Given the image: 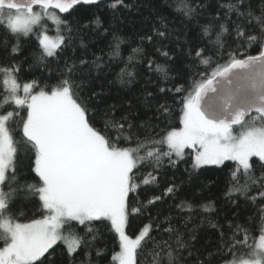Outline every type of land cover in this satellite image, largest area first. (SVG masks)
I'll return each instance as SVG.
<instances>
[{
	"label": "snow or ice",
	"instance_id": "obj_1",
	"mask_svg": "<svg viewBox=\"0 0 264 264\" xmlns=\"http://www.w3.org/2000/svg\"><path fill=\"white\" fill-rule=\"evenodd\" d=\"M104 3L0 0V264H53L58 244L66 245L70 260L83 248L88 264H93V249L97 258L104 254V249L95 248L101 239L98 223L107 224L115 234L120 250L111 260L116 264H137L138 255L141 264H190L193 256L194 264H264V227L258 240L249 244L248 230L238 221L220 223L214 203L186 199L176 203L175 183L163 195H145L141 200L147 187L159 186L154 173L165 161L173 168L190 161L191 173L234 162L225 193L232 205L236 206V193L253 203L264 200V51L259 56H230L191 92L177 84L157 86L155 96L146 91L140 102L145 109H155L161 123L170 109L157 96L186 93L180 100L182 128L157 132L159 125L151 117L134 122L137 113L131 103L120 115L116 104L98 107L106 93L102 86L92 88L101 74L112 71L111 61L123 59L121 45L128 41L118 25L124 21L122 13L139 12L145 6L142 0H110L107 21L99 11L72 19L52 11L69 13L77 5L99 9ZM220 7L227 11L212 15L207 0H183L181 23L185 28V21L200 25V19L207 17V24L200 25L202 35L217 53L227 35L235 37L237 55L241 47L264 48V0H229ZM157 19L159 27L153 24L150 33L140 37L142 43L169 40L178 31L169 28L163 14L157 13ZM46 20L57 26L56 37L47 35ZM29 36L38 40L39 54L29 52L17 59L23 52L22 38ZM105 39L110 49L107 60L91 48ZM157 51L168 61L173 59L168 51L160 47ZM193 51V66L201 60L205 65L217 63L211 56L203 59L204 49H190L188 55ZM142 52L132 49L134 54ZM29 57L32 62L25 68ZM139 62L133 55L127 57L119 70L121 83L134 82ZM146 67L165 81L173 79L166 64L149 59ZM37 70L41 75H35ZM25 73L31 78L26 80ZM86 88L88 94L82 95ZM16 129L22 133L20 140L14 139ZM29 173L35 182H29ZM254 189L256 195H250ZM165 197L173 200L168 211L155 208L154 215H148L152 223L136 238L128 235L126 229ZM18 200L27 202L40 218L20 222L24 212L17 209ZM260 212L264 214V209ZM76 226H82L83 234L75 231ZM204 227L216 231L213 247L195 249L194 241ZM239 247L247 251L237 254Z\"/></svg>",
	"mask_w": 264,
	"mask_h": 264
},
{
	"label": "trees",
	"instance_id": "obj_2",
	"mask_svg": "<svg viewBox=\"0 0 264 264\" xmlns=\"http://www.w3.org/2000/svg\"><path fill=\"white\" fill-rule=\"evenodd\" d=\"M110 0H106L104 4L100 5L97 9L93 5H77L74 9H71L69 13L59 15L62 18L72 19L73 15L76 17L90 16L93 12L99 11L102 17L107 21L110 19V10L106 7V3ZM209 4V13L215 15L217 13L223 15L227 8H221V4L229 3V0H207ZM145 5L139 12L122 13L124 17L123 23L118 25L120 30L119 34L123 36L128 42L121 45V56L123 59L111 61L112 71L108 75H103L94 80L92 88L99 90L103 87L105 96L99 101L98 107H106L109 104H116L119 106L117 115L129 111V104L134 106V111L137 113L133 117L135 123L146 121L149 117L152 118V122L158 124L157 132L162 129L172 130L182 127V108L180 103L182 95L186 93L176 94L169 93L166 97L157 96V99L167 104L170 109V113L167 116L165 122L161 123L156 119L155 109H145L141 104L142 95L146 91H150L153 95H157V86L172 87L173 84L183 85L189 92L202 81V77L206 76L211 78V73L217 65H224L229 62L230 56L236 58H245L246 56H258L262 51V47L259 44H253L247 48L241 47L239 55L236 53L237 44L235 37L227 35L224 37V47L217 53L215 49L211 48L210 40L208 37H203L202 29L200 25L207 24V17L200 19V25H197L194 21H185L187 27L181 23L184 20L183 15L179 9L182 7L183 0H142ZM157 13H161L168 18L169 28H175L178 31L174 36L162 42L154 43L149 41L140 40V37L146 33H150V30L155 24L159 27V20L157 19ZM233 18L235 16L233 15ZM105 26H107L105 24ZM3 30L0 29V34ZM176 37H179L177 39ZM110 39V37L108 38ZM108 39L100 40L96 44L91 45L92 51L97 55H104L105 60L108 58L110 49L108 48ZM214 40V37H212ZM156 38H154V41ZM23 52L17 57V59H24L28 56L29 52H36L39 54V42L34 36L22 38ZM157 47L161 48V51H168L173 57L171 61H168L166 57L162 56L160 51H157ZM204 49L207 55L203 59H207L208 56L216 61V64L205 65L202 60L198 66H193V57L189 56V50L194 48ZM133 48H142L141 54L132 53ZM101 50H103L101 52ZM133 55L137 61H140L137 65L138 76L132 83H121L119 78V70L125 67L127 57ZM151 59L154 63L166 64L170 68V77L173 79L165 81L159 73L148 71L146 64L147 60ZM32 62V58L29 57L25 62L24 67ZM199 73V74H198ZM35 75H41L37 70ZM31 74L25 73V79H30ZM151 80L153 83H148ZM89 90L86 88L82 95H87ZM96 103V101H93ZM12 110V109H9ZM24 115V112H21ZM254 116V115H253ZM14 139L20 140L22 133L19 129L13 132ZM258 158H253L256 161ZM228 167L218 166H205L197 173H191V164L189 162L181 161L175 168L171 167L167 161L164 162L163 167L158 170L154 175L157 176L158 187H147L145 192H141V200L145 195L156 196L163 195L164 190L172 183L179 186V191L175 194L178 203L180 200H187L195 204H206L209 202L214 203L216 213L215 216L223 224L225 220L238 221L244 228L248 230L249 244L255 242L258 236L262 234L261 229L264 225H261V220H264V214L260 212V209H264V200L257 198L253 203L245 199L243 195L236 193L237 203L234 207L230 200L226 197L225 193L230 187V169L234 167V162H226ZM187 169V170H186ZM147 171L145 170V175ZM29 182H35V177L29 173ZM250 195H256L254 189ZM173 200L169 197L164 198L163 203H158L154 207H150L149 213L140 217L132 223L130 229H126L128 235L132 238H136L140 231L144 227L148 226L152 221L148 219L149 214L154 215L155 208H161L165 212L168 211V205L172 204ZM16 207L19 211L24 212V216L21 217L20 222H29L33 218H40L37 213L33 215L31 206L27 202L21 200L17 201ZM234 213L237 214L234 216ZM199 219V216L197 217ZM178 223V221H177ZM75 224V222H74ZM195 224V221L192 222ZM192 224L189 226L191 227ZM100 229L101 239H98L95 243V248L104 249V254L97 258L95 256V250H92L91 260L93 264H116L111 260L112 255L119 251V246L115 234L112 233L107 224H97ZM75 231L83 234L82 226H76ZM216 238V231L214 229L204 227L199 233L197 240L194 241L195 249L212 248ZM212 242V243H208ZM247 249L239 247L236 249V253L246 252ZM145 259H150L145 257ZM196 257L190 258V264H194ZM89 257L85 254V250L81 248L74 256L72 260L67 255L66 245L58 244L56 246V256L53 264H88ZM137 264H141V258L137 256Z\"/></svg>",
	"mask_w": 264,
	"mask_h": 264
},
{
	"label": "rangeland",
	"instance_id": "obj_3",
	"mask_svg": "<svg viewBox=\"0 0 264 264\" xmlns=\"http://www.w3.org/2000/svg\"><path fill=\"white\" fill-rule=\"evenodd\" d=\"M37 10V9H34ZM53 11V10H52ZM57 15H60L58 12L55 11ZM46 27H47V35L50 37H56L57 36V26L51 21V20H46L45 21ZM183 126V125H182ZM238 127V126H237ZM237 127H234V131ZM182 128V127H181ZM254 158V157H253ZM208 166H214V165H208ZM258 240V239H257Z\"/></svg>",
	"mask_w": 264,
	"mask_h": 264
},
{
	"label": "water",
	"instance_id": "obj_4",
	"mask_svg": "<svg viewBox=\"0 0 264 264\" xmlns=\"http://www.w3.org/2000/svg\"><path fill=\"white\" fill-rule=\"evenodd\" d=\"M106 1V0H105ZM76 7V6H75ZM53 11H56V12H58L60 15H64V14H66V13H60L59 12V10H53ZM262 51H264V48L262 49ZM259 56V55H258ZM250 115H256L255 113H252V114H250ZM246 119H247V117H246ZM234 127H237V126H234Z\"/></svg>",
	"mask_w": 264,
	"mask_h": 264
}]
</instances>
